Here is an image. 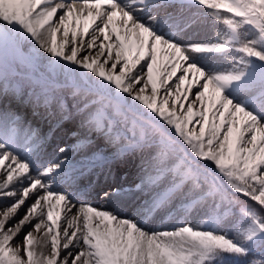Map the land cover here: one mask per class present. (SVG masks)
<instances>
[{
  "label": "snow or ice",
  "instance_id": "1",
  "mask_svg": "<svg viewBox=\"0 0 264 264\" xmlns=\"http://www.w3.org/2000/svg\"><path fill=\"white\" fill-rule=\"evenodd\" d=\"M0 264H264V0H0Z\"/></svg>",
  "mask_w": 264,
  "mask_h": 264
},
{
  "label": "rangeland",
  "instance_id": "2",
  "mask_svg": "<svg viewBox=\"0 0 264 264\" xmlns=\"http://www.w3.org/2000/svg\"><path fill=\"white\" fill-rule=\"evenodd\" d=\"M194 123H195V121H194ZM69 127H72V125H69ZM57 142H59V143H70L71 141L65 136V137H60V140H58Z\"/></svg>",
  "mask_w": 264,
  "mask_h": 264
},
{
  "label": "bare ground",
  "instance_id": "3",
  "mask_svg": "<svg viewBox=\"0 0 264 264\" xmlns=\"http://www.w3.org/2000/svg\"><path fill=\"white\" fill-rule=\"evenodd\" d=\"M60 136H61V135H60ZM63 137H65V136H63ZM61 138H62V136H61ZM87 182H88V181H87V178H86V179L83 181V183H84V184H87ZM99 202L102 203L103 201H99Z\"/></svg>",
  "mask_w": 264,
  "mask_h": 264
}]
</instances>
